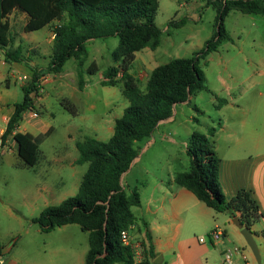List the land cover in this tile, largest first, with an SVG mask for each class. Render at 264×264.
I'll use <instances>...</instances> for the list:
<instances>
[{"label": "rangeland", "instance_id": "rangeland-1", "mask_svg": "<svg viewBox=\"0 0 264 264\" xmlns=\"http://www.w3.org/2000/svg\"><path fill=\"white\" fill-rule=\"evenodd\" d=\"M157 1L155 22L161 31L160 45L155 51L144 49L137 53L132 64L133 75L142 90L155 67L174 59L192 57L204 49L216 31V10L204 0ZM17 21L12 27L18 35L14 38L13 50L19 48L22 58L33 60L34 69L48 79L38 93L35 122L50 125L53 130L39 145L34 167L22 165L11 139L4 146L0 144V247L7 250L5 256L32 259L39 264L55 256L70 259L52 264H84L88 251L87 233L77 225L43 232L33 219L44 209L56 207L75 196L87 170L86 164L70 165L72 159L78 157L76 142L84 137L108 140L115 119L128 106L122 96V84L114 88L99 84L103 72L117 66L114 56L118 53L119 40L112 37L87 44L83 81L89 82V89L94 93V98L88 100L77 88V62L68 60L61 74L54 78L55 74L46 71L51 44L43 41L39 47L31 49L35 45L31 39L43 40L46 29L26 34L23 41L22 26ZM171 21L177 25L169 26ZM224 26L232 41L222 44L217 52L200 61L205 77L204 90L191 96L187 102L175 105L171 118L159 124L150 138L136 144L138 160L125 182L147 180L145 170L154 176L165 175L168 167L177 172L188 171L190 161L186 148L194 132L207 135L208 130L224 126L226 129L214 138L207 136L213 145L221 144L224 149L228 132L244 130L255 133L259 145L264 148V17L231 12L225 17ZM23 71L15 76L17 84L11 87L12 99L16 103H20L23 97L21 87L32 77L28 69ZM23 76L28 80H22ZM32 96L35 99L36 96ZM93 101L97 110L92 118L109 115V133L94 135L86 131L82 118L90 114L86 109ZM28 115L25 113L20 126L31 132L32 121L29 123ZM218 122L223 125L218 126ZM245 250L247 262L257 264L249 255L252 253L248 247ZM261 264H264L263 258Z\"/></svg>", "mask_w": 264, "mask_h": 264}, {"label": "trees", "instance_id": "trees-1", "mask_svg": "<svg viewBox=\"0 0 264 264\" xmlns=\"http://www.w3.org/2000/svg\"><path fill=\"white\" fill-rule=\"evenodd\" d=\"M216 10V31L204 49L190 58L174 59L156 67L148 76L144 90L138 86L132 73L135 54L143 49L156 50L161 31L155 18L157 0H0V50L5 62L21 63V52L13 50L14 38L8 24L12 13L27 18L23 33L51 28L54 39L46 71L59 74L65 63L77 62V86L82 90L83 66L87 59L86 46L91 40L117 38L116 67L102 74L103 87L123 85L122 96L128 103L120 118L114 122L113 133L107 141L84 137L76 142V165L87 164L77 193L56 207L44 209L33 223L43 232H51L67 225H77L88 234V251L84 264H133V252L123 244L122 232H128L135 223L132 208L139 205L136 190H127L123 175L138 157L136 144L151 137L159 123L171 118L175 105L185 103L194 94L204 90L205 77L200 61L218 48L231 42L224 26L231 12L264 17L262 0H205ZM169 26L177 25L173 21ZM30 81L21 88L23 97L14 105L1 135L0 144L8 139L17 147V156L24 167H34L39 156V145L51 130L36 137L17 131L25 113L35 112L34 99L38 96L41 73L29 68ZM94 71H91L93 73ZM119 77V78H118ZM214 129L208 134L192 133L186 148L190 168L177 173L174 184L191 191L197 199L217 213L229 217L239 215L241 222L251 228L263 217L249 191L240 190L227 200L219 183L220 160L213 143ZM151 253V239L147 235L143 261Z\"/></svg>", "mask_w": 264, "mask_h": 264}, {"label": "crops", "instance_id": "crops-1", "mask_svg": "<svg viewBox=\"0 0 264 264\" xmlns=\"http://www.w3.org/2000/svg\"><path fill=\"white\" fill-rule=\"evenodd\" d=\"M17 20L20 21V25L23 28L27 18L24 14L12 13L9 15L8 24L13 38L18 37L17 32L12 28L18 22ZM44 29L47 31L45 38L39 40L33 37L31 40L35 45L31 46V49L39 47L43 41L52 45L54 39L52 29ZM26 34L30 33H23V41L26 40ZM93 42L94 40H91L88 43ZM14 44L15 42L13 41V49H15ZM18 49L19 48H16V50ZM136 54L134 62L136 61ZM49 56L47 57L48 63ZM34 67L35 62L30 58L23 60L21 63H7L4 59V51L0 50V138L6 128L8 119L14 111V105L17 104L16 101L12 99L11 94L12 85L17 84L15 76L19 73L23 74L25 68L29 70V68ZM59 74H55L54 78ZM101 80H103L102 75ZM101 82L102 81L99 82L100 85ZM3 87L5 89H3ZM78 91L85 95L88 100L94 98V93L89 89V82L87 81H84L82 90L78 89ZM32 95L33 94H31V96ZM32 98L34 99L33 96ZM96 100H98V98L95 99V102ZM38 101L39 98L36 96L34 99L35 108ZM95 102L89 103L86 112L90 114L82 118L83 125L87 132L94 135L100 132L109 133V115L92 118L94 112L97 110ZM24 117L25 114L23 118ZM28 118H30L29 115ZM28 118L27 120L29 123L32 121L30 123L33 128L31 129L32 131L30 132L26 128H21L19 124L17 129L18 132L28 133L36 137L49 130H53L50 125L37 124L35 119L33 120L30 118V120ZM165 122L166 121H163L159 124ZM91 124L93 125L91 126ZM220 125L223 124L218 122V126ZM225 129L224 126L220 127L218 130L214 129V134L211 138L219 135L218 133ZM36 133H38V135H35ZM225 144H227V146L224 149H222L221 144L214 145L215 152L220 160L219 183L222 193L227 200L233 198L240 190H246L251 193L263 217L259 222L254 224L250 230L258 246L260 257L264 259V148L259 145V140L255 133H248L244 130H241L239 133L234 129L228 132L225 135ZM77 158L78 157L73 158L70 162L72 167L76 166L75 161ZM137 160L138 158L133 161L129 171L123 175L122 183L127 190H136L139 195V205L132 208L135 223L129 229L128 237L132 246L141 245L144 251L147 235L150 236L151 253L147 256V264H222L223 256L227 252L231 253L232 264H241V261H245V264H252L247 262L245 255V247H247V245L240 235L239 230L232 224L233 217H229L225 213L215 212L197 199L191 191L175 186V174L187 171L183 170L177 172L174 168L168 167L166 173H164L165 175L154 176L145 170L144 173L148 176L147 180L139 182L135 179L129 183L127 181L125 182L126 176ZM234 217H239V215H235ZM215 229H218L219 232L223 234L218 241H213L210 237V232ZM201 239H203V242L199 241ZM232 247L234 249L230 251ZM3 250L6 254L7 250L5 248H3ZM235 250H238V252H235ZM249 255L251 256L252 254ZM242 256L245 257V260ZM233 257H235V259H233ZM64 259L70 258L55 256L51 257L47 262H44V264L57 263L59 260ZM39 263L40 262L36 260L16 259L7 255L4 256L3 261V264Z\"/></svg>", "mask_w": 264, "mask_h": 264}, {"label": "built area", "instance_id": "built-area-1", "mask_svg": "<svg viewBox=\"0 0 264 264\" xmlns=\"http://www.w3.org/2000/svg\"><path fill=\"white\" fill-rule=\"evenodd\" d=\"M21 79L24 81L28 80L26 76H23ZM47 81H48V79L46 77H44V76L40 77V79L38 80L39 92L42 91L41 86L44 85L45 83H47ZM29 117L34 120V119L38 118V115L35 112H29ZM222 236H223V234L221 232H219L218 229H215V230L210 232V237L213 241L220 240ZM121 239H122V242L124 245L129 246L132 249L133 264H141L143 261V248H142V246L141 245L132 246L129 242L128 232H122L121 233ZM199 241L203 242L202 239ZM235 252H238V250H235ZM4 256H5V251L3 250V248L0 247V264H3ZM242 257L245 260V257L244 256H242ZM222 264H232L230 252H227L224 254Z\"/></svg>", "mask_w": 264, "mask_h": 264}, {"label": "water", "instance_id": "water-1", "mask_svg": "<svg viewBox=\"0 0 264 264\" xmlns=\"http://www.w3.org/2000/svg\"><path fill=\"white\" fill-rule=\"evenodd\" d=\"M232 224L239 230L240 235L245 241L247 247L249 248L252 256L257 264H261V257L259 253L258 246L255 242L254 236L250 230L247 228L240 220L239 217H233Z\"/></svg>", "mask_w": 264, "mask_h": 264}]
</instances>
